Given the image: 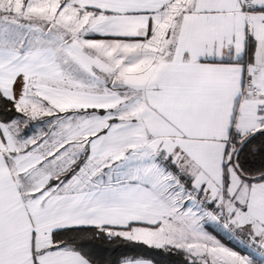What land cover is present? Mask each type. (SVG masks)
<instances>
[{
    "label": "snow or ice",
    "instance_id": "snow-or-ice-1",
    "mask_svg": "<svg viewBox=\"0 0 264 264\" xmlns=\"http://www.w3.org/2000/svg\"><path fill=\"white\" fill-rule=\"evenodd\" d=\"M0 264H264V0H0Z\"/></svg>",
    "mask_w": 264,
    "mask_h": 264
}]
</instances>
